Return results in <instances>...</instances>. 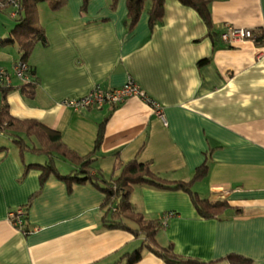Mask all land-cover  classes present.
<instances>
[{
  "label": "crops",
  "instance_id": "obj_1",
  "mask_svg": "<svg viewBox=\"0 0 264 264\" xmlns=\"http://www.w3.org/2000/svg\"><path fill=\"white\" fill-rule=\"evenodd\" d=\"M81 5L67 0L58 10L37 6L45 43L34 46L27 62L32 94L25 96L18 89L24 84L12 80L10 115L57 131L80 156L92 151L106 120L94 161L106 177L137 159L165 180L188 181L205 163L206 175L192 189L226 203L219 218L198 216L181 191L139 187L131 202L149 219L170 214L156 241L179 256L230 264L225 258L236 255L264 264V45L212 41L198 14L177 0H164L159 25L150 30L143 13L130 32L126 0H118L114 11L107 0H91L83 15ZM209 12L218 35L226 26L264 32V0H210ZM13 27L0 28V43ZM7 46L11 56L2 52ZM7 46H0V67L11 72L19 54ZM201 60L209 61L199 66ZM130 80L158 106L162 120L138 96L99 109L63 103L96 86L116 89ZM33 157L39 156L26 153L23 163L0 133V264H115L141 246L142 237L103 227V195L93 187L77 184L68 191L51 176L39 189L40 171L24 174L25 165L39 164ZM60 161L57 168L68 173L71 166ZM18 208L24 209L27 234L9 219ZM136 264L165 263L144 250Z\"/></svg>",
  "mask_w": 264,
  "mask_h": 264
},
{
  "label": "trees",
  "instance_id": "obj_2",
  "mask_svg": "<svg viewBox=\"0 0 264 264\" xmlns=\"http://www.w3.org/2000/svg\"><path fill=\"white\" fill-rule=\"evenodd\" d=\"M9 0H0L3 7L0 11L8 13L15 11L16 16L13 29L9 32L7 40L2 41L0 46L13 45L19 54L16 62L28 66L29 56L37 43H45L44 28L37 20V6L41 3H48L51 10H58L66 6L67 0H14L16 7L13 8ZM91 0H82L80 12L86 13L88 3ZM109 9L114 11L118 0H107ZM182 6L193 9L207 28V35L212 41L220 39L215 33L210 12V0H177ZM9 4V5H8ZM164 0H126V17L124 24L128 32L135 26L139 17L145 13L148 16L150 30L153 26L159 25L162 21ZM222 33V32H221ZM220 33V34H221ZM253 33V32H252ZM253 41L257 46L264 45V32L258 30L253 33ZM209 60H201L198 65H203ZM27 74L31 78L32 69L28 66ZM13 87L0 88L2 98L0 101V133L6 136L18 149L19 158L24 162L26 153L44 157V164L25 165L24 174L30 169L40 171L39 186L41 189L49 177H55L62 181L68 191L73 185H89L100 191L103 201L100 206L102 213L101 223L108 229H118L131 233L134 237H142L141 246L134 252L122 256L115 264H136L142 259L143 251L146 250L152 255L161 259L165 264H204L196 259L184 258L173 252L172 246L162 247L156 241V235L162 229L161 220L149 219L135 209L131 202L133 190L139 187H150L161 191H181L188 195L189 200L196 210L198 216L203 219H217L227 208L223 201H209L201 198L192 189L195 183L201 181L207 172L206 164L198 167L188 181H168L150 169L149 163H140L133 159L125 164H120L115 171L117 174L106 177L94 166L95 155L98 153L102 142L105 123L103 121L97 130L92 151L85 156H80L67 148L61 139L60 134L50 130L42 124L33 120H18L10 115L9 106L6 102V94ZM26 96L32 94L31 83L18 87ZM56 159H60L71 166L66 174H61L56 166ZM29 201L26 206L28 207ZM25 208V209H26ZM23 222L26 220L25 215ZM24 224V223H23ZM133 225V227L131 226ZM22 231L29 232L27 224L22 226ZM230 264H248V261L236 255H229L225 258Z\"/></svg>",
  "mask_w": 264,
  "mask_h": 264
},
{
  "label": "built area",
  "instance_id": "obj_3",
  "mask_svg": "<svg viewBox=\"0 0 264 264\" xmlns=\"http://www.w3.org/2000/svg\"><path fill=\"white\" fill-rule=\"evenodd\" d=\"M8 3L16 7V3L14 0H9ZM9 5V4H8ZM3 7V4L0 3V8ZM9 18L14 19L16 16L15 11L8 13ZM223 43L229 46H235L237 44L242 43L246 40H253V33L251 30L247 29H235L231 26H226L224 31L222 32L221 39ZM28 66L21 62H16L12 68L11 72L6 68L0 67V88H9L12 85V80L17 79L21 84L30 83V77L27 74ZM12 76V77H11ZM13 78V79H12ZM142 97L146 99L145 101L150 103L158 117L162 120L163 116L161 112L158 110V106L152 102L146 95L139 89V87L132 81H128V83L120 88L116 89H102L99 86H96L88 95L70 99L63 102L66 106L74 109H84V108H102L103 106H117L119 104L124 103L127 99L132 97ZM25 215L23 208H18L14 213L9 215V219L14 224L18 230L22 229L23 226V217ZM170 217V214H166L163 219H161V224L163 226L166 225V219Z\"/></svg>",
  "mask_w": 264,
  "mask_h": 264
},
{
  "label": "rangeland",
  "instance_id": "obj_4",
  "mask_svg": "<svg viewBox=\"0 0 264 264\" xmlns=\"http://www.w3.org/2000/svg\"><path fill=\"white\" fill-rule=\"evenodd\" d=\"M40 5V10H43V8L46 10V8H47V6H48V3H41V4H39ZM38 8V9H39ZM16 24V22L15 21H12V20H10L9 19V17H8V12L6 11V10H4V11H0V28L1 29H10L11 27H13L14 25ZM4 31V30H3ZM7 37H9V34L7 33V34H5ZM221 35H222V33L219 35V37H220V39H221ZM8 39V38H7ZM12 50H13V48L12 47H10V46H7L6 48H4L3 49V54H5V55H8V56H11L12 55ZM5 56H2V58H4ZM10 69V67L9 68H7V70H9ZM27 84V83H26ZM39 157H37V158H35V157H33V159L34 160H36V161H38L39 162V164L41 163V164H44V158L42 157V156H40V155H38ZM60 163H63V162H61L60 160H57L56 159V165L58 166ZM64 174H66V173H64ZM132 227H133V225H131Z\"/></svg>",
  "mask_w": 264,
  "mask_h": 264
},
{
  "label": "bare ground",
  "instance_id": "obj_5",
  "mask_svg": "<svg viewBox=\"0 0 264 264\" xmlns=\"http://www.w3.org/2000/svg\"><path fill=\"white\" fill-rule=\"evenodd\" d=\"M238 45V44H237ZM237 45H235V46H237Z\"/></svg>",
  "mask_w": 264,
  "mask_h": 264
}]
</instances>
